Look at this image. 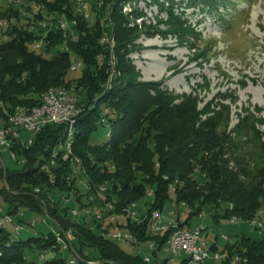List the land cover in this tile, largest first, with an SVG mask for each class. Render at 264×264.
Returning a JSON list of instances; mask_svg holds the SVG:
<instances>
[{
	"label": "trees",
	"instance_id": "obj_1",
	"mask_svg": "<svg viewBox=\"0 0 264 264\" xmlns=\"http://www.w3.org/2000/svg\"><path fill=\"white\" fill-rule=\"evenodd\" d=\"M25 1L28 4L24 5L23 11L27 13L24 16L22 8L13 3L1 12L4 18L13 16L18 20L9 24L8 35L0 42L1 118L5 116V108L37 105L44 90L63 85L76 93L82 107L75 124L73 151L81 158L89 182L94 186L107 185L106 196L115 203L116 211L149 197L147 189L151 188L153 196L150 200L147 198L145 209L148 215L155 209L162 210L166 201L173 199L178 204L184 201L191 208L189 216L212 211L216 222L221 214L224 217L235 214L244 220L256 215L264 206V167L257 182L246 183L239 169L231 168L222 156V139L215 118H199L195 97L187 96L176 102L174 96L160 88L159 82L138 79V72L127 57L134 29L124 25L120 10L127 0H106L114 1V53L118 74L110 85L107 84L110 51L99 42L103 30L100 17L90 23L83 14L75 12L74 0ZM155 1L165 7L160 0ZM33 2L39 5L36 12ZM168 2L169 20L179 27L178 31L200 35L182 12L174 11V6L183 1ZM230 3L231 0H188L190 6L201 4V10L223 17L226 16L219 7ZM59 13L77 18V24L67 35L55 22L54 15ZM22 18L28 22L22 24ZM42 18L50 20L47 28L37 22ZM41 36H44L42 46L32 47L29 42ZM100 53L106 57L99 58ZM73 56L83 62L81 73L76 77L69 76ZM100 126L106 128V134L111 129L107 140L94 139L93 133ZM62 132L61 124L46 125L28 147L12 146L19 157L24 156V162L13 167L0 165L2 201L29 232L22 237L15 235L9 226L0 227V264H85L89 260H99L97 264H151L141 254L125 249L119 241L104 237L99 232L102 224L86 217L81 221L70 218L73 204H90L85 201L87 191L76 180L66 177L68 161L57 160L61 164L53 183L49 182L48 173L38 167L57 145ZM3 177L7 187L1 182ZM36 184L45 188L34 192ZM73 194L72 203H65L62 196ZM45 214L49 227L42 219L40 225H30L34 215L43 218ZM123 226L141 241L163 242V235L149 232L147 219L140 224L128 219ZM68 230L73 238L70 246L64 248L56 234L66 237ZM234 247L244 248L253 262L264 260V234L259 237L242 234L235 243H227L229 252ZM212 248H219L217 242ZM37 252L44 253L42 261L27 256ZM72 256H76V263L70 261Z\"/></svg>",
	"mask_w": 264,
	"mask_h": 264
},
{
	"label": "rangeland",
	"instance_id": "obj_2",
	"mask_svg": "<svg viewBox=\"0 0 264 264\" xmlns=\"http://www.w3.org/2000/svg\"><path fill=\"white\" fill-rule=\"evenodd\" d=\"M82 1H86L87 7L82 10L80 4L74 0L75 12L83 14L90 23L100 17L103 30L99 42L115 55V20L112 16L114 1ZM160 1L164 3V8L155 0H127L120 8L125 18L124 25L134 29L132 40L128 43L130 51L127 57L138 72V79L159 82L160 88L174 96L176 102L186 99L187 96L195 97L193 99L199 118L213 116L217 121V130L223 145L222 156L228 165L239 169L240 176L246 183L257 182L264 167V0H231L230 4L222 5L218 9L226 17L201 10V4L190 6L188 0H177L183 2L175 5L174 11L182 12L183 17L195 25L200 35L180 33L179 27L169 20L168 0ZM25 2L0 0V42L8 35L9 24L18 22L13 16L10 19L2 17L1 12L13 3L14 6L22 8L24 16L27 14L23 11L24 5L28 4H24ZM32 5L36 12L39 5L36 2ZM86 12L88 15H85ZM63 14L65 13L56 14L54 17L57 19ZM42 20L46 21L42 18L37 22ZM26 22L28 19L22 18L21 23ZM71 30L66 31L71 33ZM105 35L113 38L115 44L102 42L101 38ZM34 41L29 43L32 45ZM98 57L104 59L105 55L100 53ZM81 67L77 70L71 69L69 76H79ZM72 92L77 97L73 90ZM93 136L95 140L101 141L109 137L106 128L102 126ZM1 156L6 166L18 165L8 149L2 148ZM147 198L151 199L146 196L136 201L138 206L143 205L139 206V209L142 207L141 211L146 209ZM0 203L5 204L1 195ZM179 204L175 199L166 201L161 210L164 220L184 221L189 218L187 222L191 225H205L207 239L211 241L217 236V245L224 253L228 250L227 243H235L242 234L262 236L259 230L243 220L232 222L230 217L221 214L216 222L212 211L189 216L191 208L187 204ZM173 209L179 212V217L171 213ZM256 213L264 216V206ZM69 216L77 219L71 211ZM34 218L37 225L42 223L40 215H34ZM43 222L48 227L51 225L48 219ZM4 225L13 228L9 223ZM28 234L24 229L17 235L25 237ZM222 234L228 235V239H224ZM119 243L134 253L139 249L138 244L131 240L123 239ZM141 247L142 253H150L151 264H180V257H174L173 261L169 259L172 255L166 248L155 255L151 254L146 242H142ZM48 253L52 254L53 251ZM27 256H34L39 261L43 259L39 252L27 253ZM205 263L218 264L219 261L209 258Z\"/></svg>",
	"mask_w": 264,
	"mask_h": 264
},
{
	"label": "built area",
	"instance_id": "obj_3",
	"mask_svg": "<svg viewBox=\"0 0 264 264\" xmlns=\"http://www.w3.org/2000/svg\"><path fill=\"white\" fill-rule=\"evenodd\" d=\"M80 7L81 2H86L79 0ZM83 10V9H82ZM83 12V11H82ZM85 15H88L86 12ZM57 24H62L61 20L56 19ZM77 24V18L74 17V25ZM63 29L65 30V35L68 34L67 27L63 24ZM36 42L39 43V38L36 39ZM108 43V42H107ZM42 44H40V47ZM81 66H76L74 69H79ZM109 72L108 81L112 78V58L109 56L108 58V68ZM64 88V86H62ZM68 101H60V99H55L54 96L52 97V104H46L45 110H39V112H25V119L22 120H13V122L21 123V130H17V132H21V139L17 140H10V143H17L22 144L24 147H28L30 145V137L32 135H36L38 132H40L46 125L48 124H61L63 122H57V123H50V120L48 119V112H58L60 108H62L65 104H67ZM45 102V101H42ZM6 113V108H5ZM104 119V118H102ZM7 120V119H6ZM65 120V119H64ZM8 138V135H7ZM6 148L9 151V145H3V141H0V160L4 168L6 167L2 156H1V149ZM56 148H65L64 142H58L56 146H54L48 157L41 161L38 165L39 169L45 172V169H53L54 170V178H49V182H55L57 177V169H54V161L53 160V150ZM10 152V151H9ZM66 153L67 150H66ZM11 156L15 158V153L10 152ZM17 163H22L25 161L24 159H16ZM71 161V160H70ZM68 179H76L75 171H69V176H66ZM6 187L7 183L5 180V177L2 178L1 181ZM81 186L84 187L83 183H79ZM45 187H41L37 185V187L34 190V192H40ZM85 189V188H84ZM86 190V189H85ZM87 191V190H86ZM73 195H64L62 196L65 203H70L73 200ZM153 194H149V197L151 198ZM85 201L90 202V204L80 205V206H71L70 211L72 215L77 218L73 220H78L79 218L82 219L86 217L89 221L94 220L97 223V219H106L109 221V224L111 223H118L119 220L116 219H110L109 218V212L107 211V204H110L108 196H105V194H99L98 198H91L89 193L87 194V197L85 198ZM172 214L176 215V217H179V212L171 211ZM21 215H23V212H20ZM199 215H201L199 213ZM131 218H133L137 222H143L145 219L148 220V227H151L153 231L158 232L159 235H163L165 238V245L163 246V249H167L171 252L170 260H174L177 257L180 258H186V264H206V260L211 258L212 260H218V264H232L233 260H241V264H264V260L260 263H251V257L246 251H243L241 249L233 248L231 252L227 250L226 253L223 252L220 248L213 249L212 245L213 243L217 242V239L215 241L211 239L209 241L207 239L208 234L206 231V227L203 224L196 225V229H187L186 226L183 225V221L180 220H174L170 222H166L163 218L162 212L159 209H155V215L152 216H144L141 214V210H138V212H135L131 214ZM48 219V215L45 214V216L42 218V221H46ZM245 222H248L249 224L253 225L257 230H259L260 233L264 234V224H259L258 220H244ZM0 222L3 223H9L12 225L13 232H21L22 230L26 229L25 224L18 220L16 216L7 211L6 205H2L0 203ZM36 223V219L32 218L30 220V225H34ZM91 227L94 228L95 224H91ZM160 227H167V234H160ZM99 232L106 238H110L112 240L120 241V240H131V242L138 244V251L137 253L141 254L145 260L148 261V253L144 252L142 253V247L140 239H127V235L124 234H116V233H107V228H99ZM57 240L64 245V248H68L71 244V231H67L65 233L66 237H63L60 233H57ZM165 235V236H164ZM222 237H225V234H222ZM149 249H151V252H154V243H150V246H147ZM162 249V250H163ZM159 253V252H155ZM41 256L43 258L44 253H41ZM175 257V258H174ZM73 261V263H76V256H72L70 259ZM99 260H89L85 264H97Z\"/></svg>",
	"mask_w": 264,
	"mask_h": 264
},
{
	"label": "bare ground",
	"instance_id": "obj_4",
	"mask_svg": "<svg viewBox=\"0 0 264 264\" xmlns=\"http://www.w3.org/2000/svg\"><path fill=\"white\" fill-rule=\"evenodd\" d=\"M76 1L78 4H80L79 0H76ZM83 3H84V5H83ZM86 7H87L86 2H81V9H85ZM57 19L62 21V24H57L58 28L60 27L63 29V24H64V26L67 27V30L68 29L71 30L72 27L74 26V17L68 18L66 15L63 14V16L58 17ZM42 21L40 23L43 25V28L44 27L47 28V26H46L48 24L47 21H43V22ZM50 25H52V23ZM41 37L42 38H39V43L36 42V39H34L35 41L32 44V47L39 48L40 44H43V39H44L43 37L44 36H41ZM110 38H109V35H105V36H102L101 41L102 42L106 41L105 43L108 42V44L113 45L114 39L113 38L110 39ZM111 47H113V46H111ZM63 48L68 49V47L66 45H64ZM110 56L112 58V78L107 83L109 85L112 82L115 74L117 73V68H116L117 63H116L115 55L112 52H110ZM72 58H73V60H72L70 69L76 70V69H74V67L81 66L83 64V62L81 60L76 59L75 56H73ZM116 75L118 76V74H116ZM62 86L63 85H59V86L56 85V86L48 87L40 95L41 100H40V103L37 105L36 104L35 105L18 104V105H16V107L13 110H7L6 109L5 116L2 118L0 117V141H3V145H9V151L15 153L16 159H24L23 158L24 156L19 157L18 153L12 148V146L14 148H16L15 147L16 145H18V147H24V145L17 144V143H10V140L21 139V132H17V130H21V123L13 122V120L25 119V112L30 111V109H31V112H39V110H45L46 104H52V97L53 96L55 99H60V101L70 100L69 102H67V104H65L62 108H60V110L58 112H56V113L55 112H48V119L50 120V123L63 122L62 123L63 132H62V136L60 137V140L58 142H64L65 148H56L53 150V160H55L54 161V169H57L59 167L58 165L61 164L60 162L58 163V161H57L59 158H61L64 161H68L67 164H68L69 169H67L68 173L66 176H69V171H75L77 182L84 184V188L87 190V193H89L91 198H98L99 194H105V196H106L105 191H106L107 185L106 184H100L98 186L92 185L89 182L88 173L82 164L81 158L78 155H76L73 151L75 124L78 120L79 114L81 113L82 107L79 106L78 98L73 94L72 90L70 88L65 87V86H64V88H62ZM42 101H45V102H42ZM103 121H105V120L103 119ZM110 132H111V129L109 128L107 134H109ZM7 135H8V138H7ZM34 136L35 135H32L30 137V145L35 140ZM66 150L68 153H66ZM66 167L67 166H65V168ZM65 168L63 167V170ZM45 172H46V174L48 173V175H49L48 178H54V170L53 169H45ZM62 172H60V173H62ZM59 177H62V175ZM36 187L37 186H34L33 189H35ZM149 194H153V190L151 188L147 189V195L149 196ZM109 201H110V204H107V211L109 212V218L110 219L119 220L120 223L122 222L123 224L126 223L128 219H129V221L131 220L133 223L135 222L136 224L142 223V222H137L133 218H131V214L138 212V210H141L142 207L139 209V206L141 204L138 206V203L136 201H133L130 204H128V206L123 207L120 211H116L115 203L113 201H111L110 199H109ZM180 204L185 205V202L182 201ZM141 206H143V205H141ZM172 211H174V209ZM203 212L204 211H201L200 214L202 215ZM141 214L144 216H152V215H155V210H153L150 213V215H148V213L145 210H142ZM258 219H259V224H264V216H261L258 213H256V215H254L249 220H258ZM230 220L232 222H235L238 220L240 221L241 218L238 215L233 214L230 216ZM97 223H100V225L102 224L101 228H107V233L124 234V235H127V239H139L134 234L133 231H131L129 228L124 227L123 224H122V226L116 225L114 227H110L109 221L106 219H97ZM4 224L5 223L0 222V227L3 226ZM108 225H109V227H108ZM183 225L186 226L187 229H196V225H191L188 222H183ZM125 226H126V224H125ZM98 228H99V226H98ZM148 229H149V232L151 234H158V232L153 231V229H151V227H148ZM18 233H20V232H15L14 234L17 235ZM164 233L167 234V227H160V234H164ZM224 239H228V235H225ZM143 242H146L147 246H150V243H154V252H151V254L152 253L155 254V252H161L162 251L163 246L165 245V238L163 237V242H160L159 240H148V241H143ZM62 246L64 247L63 244H62ZM237 249H240V248H237ZM241 250L245 251L244 248H242ZM150 259H151V255H150V253H148V261H150ZM70 261L73 263L72 260H70ZM180 263L186 264V258H181ZM251 263H260V262H253V260L251 259ZM232 264H241V260H233Z\"/></svg>",
	"mask_w": 264,
	"mask_h": 264
}]
</instances>
